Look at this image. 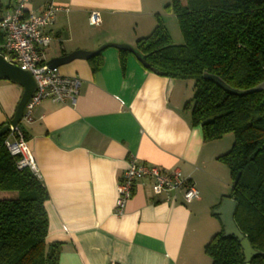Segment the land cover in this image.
Returning <instances> with one entry per match:
<instances>
[{
	"label": "crops",
	"instance_id": "0c3cea01",
	"mask_svg": "<svg viewBox=\"0 0 264 264\" xmlns=\"http://www.w3.org/2000/svg\"><path fill=\"white\" fill-rule=\"evenodd\" d=\"M16 2L0 0V14ZM49 3L67 12L56 14L49 29L46 63L75 51H101L102 61L96 73L88 63L96 54L58 67L80 80L75 103L43 101L32 122L20 124L48 194L46 241L62 243L59 264H209L207 242L197 233L211 217L221 228L213 211L230 195L232 182L217 158L229 148L218 145L221 139L205 142L200 128L190 125L185 104L193 95L191 81L148 73L132 53L122 70L114 47L133 49L151 33L156 15L179 45L177 22L165 9L170 0H28L26 8L36 14ZM92 11L100 15L95 26L88 24ZM22 91L0 80V125L14 116ZM130 157L178 169L198 198L185 203L181 191L174 200L154 197L143 180L116 216V186Z\"/></svg>",
	"mask_w": 264,
	"mask_h": 264
},
{
	"label": "trees",
	"instance_id": "16d2710c",
	"mask_svg": "<svg viewBox=\"0 0 264 264\" xmlns=\"http://www.w3.org/2000/svg\"><path fill=\"white\" fill-rule=\"evenodd\" d=\"M165 9L182 44L172 42L156 15L153 30L133 50L146 72L193 83L185 107L205 142L232 134L230 149L217 160L229 170L234 223L256 251L249 264H264V86L236 96L204 78L214 75L237 90L264 83V0H170ZM117 50L124 70L130 52ZM100 53L88 60L93 73L102 64ZM7 135L0 136V264H59L62 243L46 241V189L29 169L17 168L19 157L3 144ZM221 234L222 227L204 246L210 264H244L237 239Z\"/></svg>",
	"mask_w": 264,
	"mask_h": 264
},
{
	"label": "built area",
	"instance_id": "2783aa9c",
	"mask_svg": "<svg viewBox=\"0 0 264 264\" xmlns=\"http://www.w3.org/2000/svg\"><path fill=\"white\" fill-rule=\"evenodd\" d=\"M28 0H17L15 6L0 14V55L9 63L33 77L35 88L24 106L19 123L9 125L8 135L3 144L11 156L19 157L18 169H29L38 179L34 159L30 153L26 138L20 124H30L34 108L43 101L53 103L74 104L80 90V80L75 76H64L57 68L50 67L44 58L51 36L50 27L56 14L67 12V8L47 4L39 13L26 8ZM100 23V15L92 11L88 16V24L95 26ZM147 181L150 194L154 197L165 195L166 200H174L177 192H182L185 203L198 198L192 183L184 178L178 169L166 171L158 166L139 161L130 157L127 167L116 186L114 214L121 216L127 202L131 199L136 184Z\"/></svg>",
	"mask_w": 264,
	"mask_h": 264
},
{
	"label": "water",
	"instance_id": "95a60500",
	"mask_svg": "<svg viewBox=\"0 0 264 264\" xmlns=\"http://www.w3.org/2000/svg\"><path fill=\"white\" fill-rule=\"evenodd\" d=\"M116 49L126 50L132 53L137 60H140V56L136 54L132 48L126 45H114ZM94 52H85V51H75L72 52L66 56L57 57L54 59H51L47 64L50 67L58 68L65 64L70 63L73 60L76 59H89L90 57L94 56ZM204 78L214 84H216L219 88L227 92L231 95L236 96H244L246 94L258 92L262 89L264 86V83L248 89V90H237L233 89L230 86H228L224 81H222L219 77H216L214 75H210L207 73H204ZM0 80L9 81L11 83L20 85L23 89L22 95L20 97V100L17 104L14 116L10 120V122L6 125H4L0 129V136H2L4 133L8 132L9 125L15 126L19 123L23 109L27 101L29 100L34 88H35V82L33 80V77L31 74L27 71L20 70L17 66L7 62L1 55H0ZM239 173L236 175L234 184L239 179ZM236 209V202L233 198H224L220 205L213 211L214 216L218 217L221 227H222V234L221 237L226 236H233L237 239L239 242V245L242 249L243 255H244V264H249L253 256L256 254V251L251 247L248 239L238 230L236 227L233 216Z\"/></svg>",
	"mask_w": 264,
	"mask_h": 264
},
{
	"label": "rangeland",
	"instance_id": "374dc122",
	"mask_svg": "<svg viewBox=\"0 0 264 264\" xmlns=\"http://www.w3.org/2000/svg\"><path fill=\"white\" fill-rule=\"evenodd\" d=\"M177 25V24H176ZM178 27V26H177ZM176 33H178L177 35H179V43L178 44H182V36L179 32V29H176ZM174 38L175 35H174ZM176 40V39H175ZM231 140L233 141V136L232 134H228L225 135L220 141L218 145H221L223 150H225L226 148L230 149L231 146ZM0 196H3L0 194ZM213 211V210H212ZM199 231L197 233V236L200 235V237L202 238L203 242H208V240L217 232H219L221 230L218 221L214 218H207V220H204L201 224V226H199ZM206 240V241H204ZM205 244V243H204ZM209 264H210V259L208 260Z\"/></svg>",
	"mask_w": 264,
	"mask_h": 264
}]
</instances>
